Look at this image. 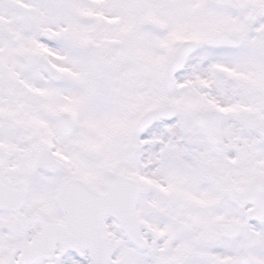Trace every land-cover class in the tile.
Wrapping results in <instances>:
<instances>
[{
	"label": "snow or ice",
	"instance_id": "6c2138e0",
	"mask_svg": "<svg viewBox=\"0 0 264 264\" xmlns=\"http://www.w3.org/2000/svg\"><path fill=\"white\" fill-rule=\"evenodd\" d=\"M0 264H264V0H0Z\"/></svg>",
	"mask_w": 264,
	"mask_h": 264
}]
</instances>
